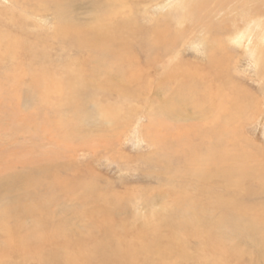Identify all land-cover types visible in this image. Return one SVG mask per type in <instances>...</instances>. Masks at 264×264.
I'll list each match as a JSON object with an SVG mask.
<instances>
[{
    "label": "rangeland",
    "instance_id": "374dc122",
    "mask_svg": "<svg viewBox=\"0 0 264 264\" xmlns=\"http://www.w3.org/2000/svg\"><path fill=\"white\" fill-rule=\"evenodd\" d=\"M89 1L83 0L77 6L71 4V12H66V17L63 19L64 22H67V16H69V20L80 27L92 24L93 22L89 19L93 21V9ZM113 1V9L122 8L123 12L125 11L134 22L137 21L146 30L154 27L155 24H162L163 20L166 21V25H169L171 31H185L192 27L191 22H186L185 26L181 27L176 25L178 18L182 14L184 15L183 0H179V3L177 2L173 7H166V3L170 0H122L120 4L125 2L124 7L118 4L119 0ZM198 1L200 0H185V3L189 5V9L192 4ZM260 1L262 0H254L252 4H259ZM33 6V0H0V21L4 20V22H0L1 30L11 35H16L15 38L21 44L29 39L37 40V37L42 35V33H47L48 35L45 34L46 36L51 35L54 31L52 28H54L55 23L53 15L47 13L42 17L37 16L34 18L30 11ZM9 13L14 14L15 17H13L14 15H9ZM241 17V14L239 17L235 16L237 23L233 22V29H231L233 25H228L226 20L220 21L221 23L214 21L216 23L212 25V30L207 37L203 35L204 30L201 27H197L193 31L194 35L192 37L190 35L187 38V40H190L187 43L179 42L174 52H172L180 54V61H190L198 66H204L207 59L206 54L209 50L208 45L205 46L206 41L204 39L207 38L210 41V35L213 34V38H219L222 41L234 28L240 27V29H244L247 22ZM14 19L16 21H14L13 25L11 21ZM71 40L72 38L64 41L62 45L60 40H48L45 66L48 64V66H58L59 68L63 63H68L71 59L76 58L71 63L80 61L79 67H82V71L93 70V66L97 62L95 54L92 53V56L90 52H83L82 54L76 52L75 49L69 47L73 42ZM5 45L6 43L0 45V216L9 214L17 216L16 222L11 220L15 224L13 222L7 224L9 227H14L15 225L16 228L19 226L21 230L26 231L36 221L44 220L55 228H61L60 232H58L66 239L70 238L69 251L74 256L82 251L93 252L94 246L98 241L104 238L107 239L108 236L110 239L115 236V240L111 241L114 245H121L120 251L122 252L118 250V253L123 254L124 251H130V254H128L130 255V260L123 259V261L115 264H160L158 255L154 251L141 250L144 241V244L149 246L147 240L154 238L152 228L159 231L160 236L158 238H161V244L156 241L160 250L167 244L163 240H170L174 246L173 251L178 248L180 253L186 251L188 254L186 261L185 259L174 261V254H171V258L167 262L202 264L200 260L203 252L209 248L212 249V247H223L226 254L233 252L236 255L231 259H227L230 258L227 256L225 258V263L227 264H264V214L259 215L256 210L260 206L264 212V184H262L264 182L259 183L260 179L258 181H247L250 172L264 169V159L260 158L261 153L258 152L256 155L248 154L249 149L256 153L249 146L250 143L253 145L252 147L262 148L263 146L262 154L264 155V112L260 116L254 115L256 106L253 104L256 99L264 100V70L255 67L248 48L243 46L245 49H235L233 51L235 53L232 52V55H236L234 59H229L228 68L220 70L219 77L213 78L221 81L223 91L217 93L216 89L219 86L205 87L200 84L198 92L202 100L193 102L188 99L187 102H183L182 108L184 110L180 109V112L185 117H189L187 122L189 121L190 124L194 122L200 125L201 128H205V120L200 117L203 115L200 112V106L203 107L205 112L207 109L206 100L212 99L217 103L223 102V107H225V110L221 111V115L215 121L217 123V121L221 120V131L215 127L214 131L217 132L218 138L222 137L224 139L223 147L227 150V154L222 167L228 171V174L225 170H222L224 174L217 175L219 181L215 180V182H221L222 178H225L229 183H220L217 187L213 186V189L218 194L224 193L225 195L220 194L222 198L228 199V197H231L232 202L229 200V205L226 204L223 211L215 213L217 215L216 220H223L222 227H220L222 235L219 236L220 239H217L215 231L213 232L207 228L208 224L201 223L200 228H198L197 224L195 225L199 229L198 232L200 231L198 237H194L190 229H181L180 222L176 220V213L171 209L173 207L171 206L172 203H175L179 197L185 196L184 199H190L188 196L190 195L191 187L198 190L199 183L189 177V175L182 173L185 167L183 165L179 167L182 162L178 161V158L173 157L174 155L172 157L166 155L171 153L168 151L173 150L174 146L175 148L177 147L174 138L171 139L169 135V132H173L172 129L168 130L165 128L166 124L164 123H170V120L164 116L166 120L163 119L162 121L161 119L158 121L160 125L155 126L158 128V132H164L161 135L164 140L162 143L164 152L157 151L155 149L156 146L154 148L151 143V137L144 134L143 128L147 126L149 119L146 117L147 111L152 112L157 108L160 109L162 102L173 103L175 93H179L176 90L180 86H178V82L174 83L173 80L180 78V75L174 72L172 67L162 70V65L167 64L166 60L169 55L159 58L155 64L151 63L150 65L144 64L143 54L137 55L140 58L137 60L138 65L135 64V67L141 69L142 73H144L142 76L144 82V87L141 91L142 95L137 99V102L133 96H129L127 93L126 95L132 105V109L139 106L140 109H136L139 113L141 112L139 115L142 119L137 123L135 122L134 127L132 125V128H129L128 133L124 137H119L116 140L110 139L109 142L106 141L105 143L101 140L102 138H99V134H88L92 129L94 130L91 127L93 122L85 123L81 127V134L74 131L70 136H66L67 138H63L60 132L55 129L51 116L45 115V113L50 112V109L47 108L48 106L42 108V105H34L40 100L37 94L46 95L47 92L42 90L39 93L35 92L32 86L31 88L26 87L29 84V76H26L27 74L23 71L19 72V74L16 72L15 67L25 65L26 55L28 54L25 51L31 48H24V50L18 51V55L9 56L6 53L4 54ZM137 45L139 46V43L135 44V50L138 49ZM230 46H227L229 53L233 50V45L230 44ZM28 55L30 56V54ZM36 55L37 57L35 55L32 56L39 58V60L40 57L42 58V55ZM75 55L78 56L76 57ZM237 56L239 58H236ZM78 57L80 60L77 59ZM19 58L20 60H18ZM33 70L37 69L33 68ZM53 71L56 72L58 69L50 72ZM17 75L22 76V86L20 81L15 83ZM166 75L170 76V78H167ZM259 77L262 81H260ZM208 78L210 76L205 75L203 82L206 83ZM102 80L104 78L100 77V81ZM116 83L117 81L115 80L113 86ZM88 84L94 87L93 83ZM16 85H19L22 93L20 99H22L23 103L20 105L17 103L18 98L14 96V93H7L8 87L11 88L12 86L13 89ZM136 88L139 89V86H132V90H136ZM140 88L142 87L140 86ZM241 88L248 90L250 95H255V101L251 100V102H254L248 104L249 106H245V101L240 95ZM182 91L180 90V98L182 95H187L186 89ZM108 94L110 97H107ZM106 95L107 98L99 96L103 101V105H113L116 102V97L112 92H107ZM28 97L30 98L29 102ZM215 97L218 98L215 99ZM186 98L189 97L187 96ZM133 99L135 102H132ZM234 101L244 104L237 107ZM233 105L236 106V110H234ZM124 107L126 109L128 105ZM261 108L264 109V106ZM64 110L61 109L62 112ZM174 122H177L173 124L175 126L186 125V122H179L178 120ZM74 125L77 126L78 124ZM156 128L152 130V132H156L154 133L155 135L157 134ZM85 133H87L86 136ZM154 138L156 136L153 135L152 139ZM198 138V136H195L192 139V147L197 152V156L201 154V157H205V150L202 149V145L206 143L201 142ZM170 141H172V144H170ZM95 142L98 143V146L101 143V146L96 148ZM94 148H96V151L93 150ZM240 151L243 154H240ZM158 159H160V162L157 164ZM235 171L238 174V181L230 180V172ZM261 177L263 178L264 174ZM251 182L254 184L252 183L251 185ZM65 184H67L68 189H65ZM236 185H240L237 192L235 190ZM248 189L250 191H247ZM221 196L220 199L222 200ZM192 198L197 200L198 203L196 204L200 209L201 206L214 205L213 201L207 200L208 198L204 196L195 197V194H193ZM212 199L214 200V198ZM105 205H107L106 210H104ZM208 210H210V215L216 211L212 208H208ZM177 212L183 214L181 211ZM184 217H186L184 219H188L187 216L184 215ZM205 217L207 219V216ZM210 220L212 221V218ZM105 222L106 224H102ZM99 226L103 227H100V229ZM146 227H150V229H146ZM145 229L149 231L146 232ZM135 230L138 234H136ZM5 232L4 227L0 225V251L6 246ZM22 232L20 231V233ZM179 233L182 234L179 235L176 242H180L181 245L175 242L176 235ZM106 234L108 235L104 236ZM74 243H81V247L79 249L75 248L76 244L74 245ZM237 255L241 257L238 260ZM4 259L8 264H32L23 261L18 255L13 256L11 254V256H5ZM93 264L99 263L93 261Z\"/></svg>",
    "mask_w": 264,
    "mask_h": 264
},
{
    "label": "bare ground",
    "instance_id": "6f19581e",
    "mask_svg": "<svg viewBox=\"0 0 264 264\" xmlns=\"http://www.w3.org/2000/svg\"><path fill=\"white\" fill-rule=\"evenodd\" d=\"M33 1H34V6L32 9H30V11L34 18H36L37 16L42 17L47 13H51L53 15L55 19L54 28H52L54 29L53 33H51V35L49 36L45 35L47 33H42V35L37 37L38 38L37 40L29 39L21 44V42L15 38L16 35H11L9 33H6L0 28V45L6 43L5 45L6 49L4 54L6 53L9 56L11 55L16 56L18 55V51L22 49L24 50V48L26 49L31 48L30 50L25 51L28 54H30V56L28 54L26 55L25 65L15 67L16 72H18L19 74V72L23 71L27 74V75L25 74L26 76H29V81H28L29 84L26 87L31 88L32 86L34 91L35 92L37 91L39 93L42 92V90H45L47 92L46 95L37 94L40 100L34 105H39V106L42 105V108L48 106L47 108L50 109V112L45 113V115L51 116V120L54 124L55 129H57L60 132V135L63 136V138H67L74 131L77 132L78 134H81L82 133L81 127L87 122H93V125L91 127L94 128V130L92 129L88 134H93V135H96V133L99 134V138H102L101 140H103L105 143L106 141L109 142L110 139L116 140L119 137H124L125 134L128 133L129 128H132V125L134 127V123L135 122L137 123L142 119L140 118L139 115L141 112L139 113V111L136 109L139 108V106L137 105L138 107L132 109L131 108L132 105L130 104V101L129 99H127V95H126L127 93L129 96H133L136 102L137 99H139L140 96L142 95L141 91L144 87L142 76L144 73H142L141 69L135 67L136 65H138L137 60L140 58V57L138 58V56H140L139 54L144 55L143 57L145 59L144 62L145 65H150L151 63L155 64L159 60V58L169 55V57L166 60L167 64L162 65V70L164 68L172 67L174 72L180 75V78H177L178 81L173 80L174 83L178 82V86H180L178 87L179 89L176 90V92L178 91L179 93H175L176 94L174 96V100H176L175 102L174 100L173 103L172 102L168 103V101L165 103L162 102L160 109L157 108L155 109V111L152 112L147 111L148 114L146 115V117L147 119L149 118L148 124L147 126H144V128L143 127L142 128L144 129V134L146 136L151 137L150 140L154 148L156 146L155 149L157 151L160 150L159 152H164L162 147L163 145L162 143L164 142V140L161 136L164 132L163 131L158 132L157 131L158 128L156 127L160 125L158 121H160L161 119L162 121L165 118L170 120L169 121L170 123H164L166 124L165 128L168 130L172 129L173 132H169L170 133L169 135L171 139L174 138L175 143H177V147L175 148L174 146L173 150L168 151L171 153L166 155H169L170 157L174 155L173 157L178 158L177 160L182 162V163L180 162L181 166L179 167H182V165L185 167V170L182 173L184 175H189V177H192L193 179H195V181H197V183H199L198 184L199 186L196 185L198 186V190L193 189V187H191L190 195L188 196L190 197V199L188 198L184 199L185 196H181V197L178 196L179 198L175 201V203H172L171 206L173 207H171V209L173 212L176 213V220H178L181 224L180 228L183 230L190 229L194 237L195 236L198 237L200 235V231L198 232L199 230L198 228H200L201 223H204V224H208L207 228H209L213 232L215 231L216 234L215 236L217 237V239L218 238L220 239L219 236L222 235L220 231V227H222L221 224L223 220H216L217 215L215 213H218V211H223L224 208L226 207L225 205L226 204L229 205V200L232 202L231 197H228V199L224 197L222 198L221 195L222 194L225 195V194L220 193L221 194L220 195L216 193L213 189V186L217 187V185H219L220 183H229V181L225 178H222L221 182H215V180L219 181L218 176L223 175L224 172L222 170H225L222 167L223 166L222 164L225 162L226 154H227V150L224 149L223 147L224 139L222 137L218 138L217 132L214 131V127L221 131V125H222L221 120L217 121V123H215V121L221 115V111L225 110V107H223L224 106L223 102L217 103L212 99L206 100L207 109L205 112L203 107L200 106V112L201 114H203L200 117L205 120V124H206L205 128H201L200 125L194 122L193 124H190L189 121L187 122V120H189V117H185V115L180 112L181 111L180 109H183L182 108L183 102H187L188 99L192 100L193 102H195V100L197 101L202 100V97L198 92L199 91L198 87L200 86V84L205 87L219 86L216 89L217 93L223 91L222 88L223 85L222 83H220L221 81L219 79H213V78H218L219 77L218 74H220V70L228 68L229 59L231 58L234 59L236 55V54L232 55V52L235 49L242 50L248 48L250 56L253 58V63L255 67L264 70V0L260 1L259 4L256 3L252 4V1L254 0H200L197 3L192 4V6L189 9H188L189 5H187L185 3V0H183L182 7H184L183 10L184 15L182 14V16L178 18L176 25L177 27L178 26L181 27V26H185L186 22H191L192 27L185 31L184 30L171 31L169 29V25L168 24L166 25L165 20H163L162 24L158 22L160 25L155 24L154 27L148 28L146 30V28H144L142 25H139L137 21L134 22L125 11L123 12L122 8H117L116 10L115 8L113 9V3H114L113 0H90L89 4L93 9V17H92L93 21L92 19L89 20H91V22L93 23L90 24L88 22L90 25L82 26V27H80L79 25H75L76 23L74 24L73 22H71L69 20V16H67L68 20H66L67 21L66 23L64 22L63 19H65L66 17V12H71L70 11L71 4L73 5L75 4V6H77L83 0H33ZM121 1L122 0H119L118 4H120ZM177 2L179 3V0H170L169 2L166 3V7H173V5H176ZM120 5L124 7L125 2ZM240 14L242 15L241 18L245 19L247 22L244 29H240V27L234 28L235 31L233 30L229 35H227V37L225 36V38L222 41L219 38L218 39L213 38L212 37L213 34L210 35V39H209L210 41H208L207 38L204 39V41H206L205 46L208 45L209 47L208 53L206 54V58H207L206 64L204 66H198L196 63L190 61H183V60L180 61L181 60L179 58L180 54L173 53L174 49H176L177 44L179 42L187 43L190 40V39L187 40V38H189L190 35L191 37L194 35L193 31L197 29V27H201V29L204 30V34L203 33L202 34L206 35L207 37V35L209 36V33L212 30L211 29V27H213L212 25H214L216 22L219 23L220 21L222 22L226 20L228 25L229 24L233 25L232 28L230 27L231 29H233L234 27L233 22L237 23V21H235L236 20L235 16L239 17ZM9 15L13 16L14 14L9 13ZM13 17H15V15ZM1 21L4 22V20ZM14 21L16 20L14 19L13 21H11L13 22L12 23L13 25H14ZM71 38H72L71 41H73L72 45L69 46L71 47V49H75L76 52H79L81 54L83 52L86 53L90 52L91 55L92 53L95 54V56L97 57L96 59L97 62L96 65L93 66V70L88 72L82 71L83 70V69L81 70L82 67H79V64L81 63L80 61H76L77 64L76 62L71 63V61L76 60V58L74 59L69 58L71 59V61L68 63H63L59 68L58 66L55 67L48 66V64L45 66L47 59L46 53L48 47L47 41L60 40L62 45L64 41H67L68 39ZM135 42L139 43V46L137 45L138 49L136 50L134 48L136 44ZM230 44L233 45V50L230 51L229 53L227 50L229 48L227 46H230ZM36 54L42 55V58L40 57V60L39 58L37 59ZM32 55H35L36 57H33ZM75 56L77 57L78 55ZM34 58L36 59L33 60ZM236 58L239 57L237 56ZM77 59H79V57ZM18 60H20V58ZM33 68H36L37 70H33ZM54 69H58V71L50 72ZM79 70H81V72H79ZM205 75L210 76V78L206 80V83L203 82ZM166 76L167 78H170V76L168 75ZM100 77H103L104 80L100 81ZM260 77L259 79L260 81H262ZM21 80H22V76L17 75L15 78V83L20 81V85H21ZM115 80L117 81V83L115 86H113ZM88 83L90 84L93 83L94 87L89 85ZM132 86L135 87L139 86V89L136 88V90H132ZM140 86L142 88H140ZM185 89L187 95L186 94H185L186 96L182 95L180 98L179 97V94H181L180 90L184 91ZM19 91H20L19 85H16L13 89L12 86L11 88L9 87L7 88V93L8 94L14 93V96L18 98L17 103L20 105L23 103V101L22 99H20L22 97L20 96L22 93L21 91L20 92ZM107 92H112L113 95L116 97V102H114L113 105L104 106L103 101L99 98V96L100 97L103 96L105 98L107 96L106 95ZM248 92L249 91L244 88L240 92V95H242V98L245 101L244 102L245 106L246 105L249 106L248 104L255 101V95H250V93ZM187 96L189 98H186ZM107 97H110L109 94ZM216 98L218 97H215V99ZM29 99L30 98L28 97V102ZM134 99L132 100V102L133 101L135 102ZM251 100L254 101L251 102ZM25 101L27 102V100ZM234 102L237 107L238 105L244 104L238 101L237 102L234 101ZM253 104L256 106L254 108L255 109L254 115H259V116L262 115L261 113L264 112V109H262L261 107L264 106V100L261 101L260 99L259 100L256 99V102ZM127 105L129 108L127 107ZM235 105H233L234 110L237 109ZM124 106H126L127 108L125 109ZM61 109H65L64 112H62ZM172 120L174 121L178 120L179 122H186V125L175 126L173 124H176L177 122L175 123ZM74 124L76 125L78 124V125L75 126ZM154 128H156L155 131H157L156 135L154 134L156 132H152ZM86 134L87 133H85V136ZM153 135L156 136V138L152 139ZM82 136L84 135L82 134ZM195 136H198L199 137L198 139H200L201 142L206 143L202 145V149L205 150L204 153L205 157L203 156L201 157V154H198L199 156H197V152L192 147L193 145L192 139ZM163 137H165V135H163ZM172 141H170V144H172ZM97 142H95L96 148L101 146V143L98 146L97 144L99 142L98 143ZM249 146L253 150H255L256 153H253L251 149H249L248 154L256 155L259 152L261 153L260 158L264 159L263 158L264 155L262 154L263 146L262 148H257L256 146L252 147L253 145L250 143ZM96 148H94L93 150L96 151ZM240 154H243L242 151H240ZM246 155H247V151H246ZM166 159L169 161L168 158ZM159 162L160 159L157 160V164ZM226 172L228 174V171ZM236 173L237 171L230 172L231 174L230 180H234V181L239 180L238 174ZM262 174H264V169L262 171L257 170L255 172H250L247 181H251V180L258 181L260 179L258 182L262 183L264 182V177L263 178L261 177ZM252 183L253 182H251V185ZM239 186L240 185H236L235 187L236 192L239 190ZM65 189H68L67 184H65ZM247 191L250 190L248 189ZM193 194H195V197L204 196L208 198L207 200L213 201L214 205L207 207L201 206L200 209L196 204L198 203L197 200H193L192 198ZM220 196L222 200L220 199ZM212 198H214V200ZM208 208H212L217 212L216 211L212 212L210 215V210H208ZM106 209H107V205H105L104 210ZM262 209L263 208L260 206L256 208V210L259 212V215L264 214ZM177 211L183 212V214L187 216L188 219H184L186 217H184L183 214ZM205 216H207V219ZM16 218L17 216L15 214L0 216V225H2V227H4V229L6 230L4 234L5 235L4 237L6 239V246L0 251V264H8L4 258L5 256H11V254L13 256L18 255L23 261H27L32 264L34 263L35 264H73V263L93 264V261L99 264H110V263L115 264L116 262L123 261V259L130 260V255H128L130 254L129 250H128L129 253L127 251H124L123 254L118 253V250L119 252H122L120 251L121 245L118 244L114 245L112 241L115 240V236H112L111 239L108 236L110 240L108 238L107 239L104 238L103 240L98 241V243L95 246L93 245L95 247V249H93V252L82 251L80 252V254L76 253L78 255L77 257V255L74 256L69 251L70 249L69 247L71 244L69 243L70 238L67 237L68 239H66V237H64L61 233H59L61 228L58 227L55 228L44 220L36 221L32 225V227H30V229H27L26 231H24L23 229L21 230L19 226H17L18 228H16L15 225L14 227H9L7 224L13 222L11 220H14V222H16ZM210 218H212V221L210 220ZM102 224H106V222ZM196 224L198 225V228L195 226ZM100 227L101 226H99V228ZM150 227H146V229L147 228L150 229ZM146 229L145 231L148 232L149 230ZM20 231L23 232L20 233ZM152 232H153V237L155 239L151 238L147 240V244L150 247L145 245L144 244L145 241H144L142 245L143 248H141V250L145 249L148 250V252L151 250L154 251L158 255L160 264H176V262L174 261L175 260L179 261L181 259H185L186 261L188 255L187 252L185 251L186 253L185 252L180 253V250L178 248H177L178 250L176 249V251H173L174 246L172 245L173 243L170 240L167 241L163 240L167 244L164 247H162V249L160 250L157 245V241H159V243L161 242L160 240L161 238H158V236H160V234L158 233L159 231L157 229L154 230L152 228ZM105 233L107 232L105 231ZM136 234L138 233L136 232ZM181 234L179 233L176 235L177 237L175 238V242L178 240V237ZM107 235L108 234L104 236ZM204 236L208 237L206 235ZM64 238L65 240H63ZM90 239L92 238L90 237ZM176 244L181 245L180 242H176ZM74 245L75 248L77 249L81 247V243H74ZM171 254H174L173 257H175V259L174 261L167 262L168 259L171 258L170 257ZM227 256H229L230 258H227ZM235 256L236 255H234L233 252L230 254H226V251L223 249V247H218V248L212 247V249L209 248L207 251L203 252L200 261L202 262V264H227L225 263L226 261L225 258L231 259L232 257ZM237 256H238L237 260L241 258L239 257L240 255ZM61 258L62 260H60Z\"/></svg>",
    "mask_w": 264,
    "mask_h": 264
}]
</instances>
